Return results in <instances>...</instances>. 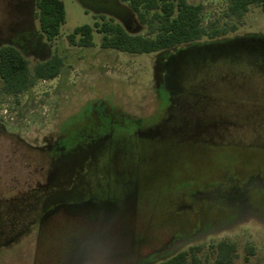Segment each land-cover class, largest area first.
I'll return each mask as SVG.
<instances>
[{"label": "rangeland", "instance_id": "obj_1", "mask_svg": "<svg viewBox=\"0 0 264 264\" xmlns=\"http://www.w3.org/2000/svg\"><path fill=\"white\" fill-rule=\"evenodd\" d=\"M62 1L66 17L59 35L43 39L27 56L33 65L58 53L65 58L61 74L17 96L0 92V264H156L154 256L197 245L207 251L222 240L237 245L232 264H264V217L244 213L214 233H187L193 240L178 245L171 230L179 222L171 215L176 195L190 184L233 170L264 176V11L252 6L237 31L209 43L132 54L101 48L96 32L93 47L71 46L68 35L101 17L78 0ZM189 1L204 5L205 24L224 21L225 0ZM36 11L34 0H0V45L16 40L30 23L39 30ZM128 18L124 25L135 28ZM105 121L118 137L92 167L82 155L96 143L84 139L107 131ZM136 129L150 142L127 138ZM181 132L232 146L165 140ZM65 135L60 144L81 142V158L63 160L54 181L59 192L51 196H79L75 187L68 191L74 183L96 186L102 198L42 221L31 192L47 184V150ZM75 161L80 168L72 173Z\"/></svg>", "mask_w": 264, "mask_h": 264}, {"label": "trees", "instance_id": "obj_2", "mask_svg": "<svg viewBox=\"0 0 264 264\" xmlns=\"http://www.w3.org/2000/svg\"><path fill=\"white\" fill-rule=\"evenodd\" d=\"M34 1L37 9L35 15L40 29H35L30 23L24 28L25 30H22L26 32L19 33L16 40L0 45V92L3 94L17 96L26 93L38 81L58 77L65 66V58L58 53H53L45 60L36 61L33 65L27 57L30 50L36 49L43 43V39L46 38L51 42L59 35L66 17L62 0ZM225 1L227 5L223 12L224 21L216 19L205 24L203 17L205 7L201 3L195 4L189 0H120L131 11L135 28H128L115 17L98 14L101 22H95L93 26L77 27L73 33L68 35L67 40L71 46L90 48L95 45L94 33L96 32L102 36L101 48L103 49H115L132 54H149L214 40L237 31L252 6H257L264 11V0ZM97 112L101 119L104 118V113ZM105 122L109 124L105 127L107 131L84 139L85 142L98 144L97 148L102 152L104 148L107 149L112 147V144L114 145L117 136L112 128V122ZM138 130L136 129V132L128 135L127 138H132L134 143L139 136V142L142 140H145V144L150 142L147 137L140 136ZM183 134L165 140L169 143L202 145L211 149L231 145L212 141L208 136L193 139L185 135L187 133ZM66 137L67 135L61 137L47 151L48 156L62 154L67 150L82 146L81 142L74 143L69 148L61 145L60 140ZM239 174L234 170L231 173L223 172L222 175H216V178L213 177V180L201 186L192 183L187 190L176 195L178 201H176L174 213L171 214L179 220L171 229L177 234L173 240L176 245L193 240L187 233L204 235L232 226L240 220L244 213L264 217L263 174L254 171L247 175L244 174V177ZM72 185L68 191L71 187H75L79 196L71 198L63 195L59 198V200L65 199L64 203L59 202V205H63L68 210L83 207L86 202L100 198V196L102 198L96 186L91 187L88 184L90 187L84 189L82 185L78 187L75 184ZM89 190L92 191L91 195L88 193ZM248 250L250 253L253 252L252 247ZM236 256L237 245L222 240L209 245L207 251L201 245L191 246L187 250L177 251L161 258L160 255L159 257L154 256L153 261L156 264H232Z\"/></svg>", "mask_w": 264, "mask_h": 264}, {"label": "flooded vegetation", "instance_id": "obj_3", "mask_svg": "<svg viewBox=\"0 0 264 264\" xmlns=\"http://www.w3.org/2000/svg\"><path fill=\"white\" fill-rule=\"evenodd\" d=\"M230 33H234V32H230ZM230 33H228L227 35H229ZM227 35H224L222 37H226ZM206 42L209 43L211 41L210 40H206ZM206 42H204V43H206ZM198 44H201V42L196 43V44L185 45L183 48H179L177 51H183L184 49H189V48L195 47ZM175 128L177 129L178 126L176 125ZM176 132H178V131H176ZM181 133H184V132H181ZM91 147H93V148L84 150V154L82 156H83V158L85 156V158L88 159L87 162L89 164L91 163L90 165L92 167L93 166L96 167L100 163V162L98 163V161H96V160H100V158H102L101 156H102L103 152L100 149L98 150L97 147L94 148V145L91 146ZM79 148H82V147L80 146V147H77V148H72L71 150H67L65 153L56 154L54 156L49 155V168H48V174H47V184L45 185V187L39 186L33 192H31V194L34 193V192L37 194V196H36V204H35V211H36L35 215L39 219L43 220L44 217L50 216L51 214L57 212L61 208H64L65 210L68 211V209L66 207H64L63 205H59V202L64 203V200H65L64 198H61L60 200H55L53 198L54 196H51V195H54V193L57 194L59 192V189H57L56 186L54 185L55 184L54 181L57 178V176L62 174L61 164L63 163V160L66 157H69V158L71 157L72 159H74V158L78 159V157H79L78 154L79 153H77L76 150L79 149ZM86 151H87V153H86ZM79 166H80V162L78 163V162L75 161V166L72 167L71 172L75 173L76 171H78L79 168H80ZM91 166H90V168H91ZM81 168L83 169L82 171L85 172V173H87V172L89 173V171H90L89 168L86 165L81 166ZM51 188H52V192L50 194L49 190ZM31 194L29 196H31ZM23 200L30 202V199H28V198H25ZM14 210H16L18 212H21V209H14ZM12 233L16 234L17 232H16L15 229H13Z\"/></svg>", "mask_w": 264, "mask_h": 264}, {"label": "water", "instance_id": "obj_4", "mask_svg": "<svg viewBox=\"0 0 264 264\" xmlns=\"http://www.w3.org/2000/svg\"><path fill=\"white\" fill-rule=\"evenodd\" d=\"M78 2L87 10L95 14H107L120 21L125 20L129 23V16L133 19L131 11L123 5L120 0H78Z\"/></svg>", "mask_w": 264, "mask_h": 264}]
</instances>
